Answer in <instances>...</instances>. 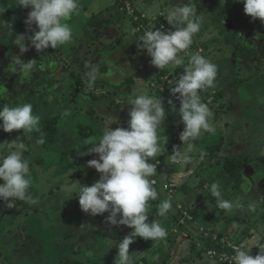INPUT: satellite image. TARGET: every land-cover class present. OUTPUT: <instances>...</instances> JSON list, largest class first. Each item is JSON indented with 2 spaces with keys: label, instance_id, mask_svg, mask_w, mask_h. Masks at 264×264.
<instances>
[{
  "label": "crops",
  "instance_id": "1",
  "mask_svg": "<svg viewBox=\"0 0 264 264\" xmlns=\"http://www.w3.org/2000/svg\"><path fill=\"white\" fill-rule=\"evenodd\" d=\"M93 2L94 6L87 11L86 17L90 23L88 25H86L87 23L85 24L87 26L86 31L89 33L85 34V39L82 42V49L86 45V50L81 51V47L79 48L80 50L76 49L77 52L75 50L73 63L71 64L70 62L66 66H58L60 69H57V72H61L55 75L52 80H49L52 82V86L56 89L59 96L69 98L67 105L70 111H74L75 116L73 118L78 116L76 114H79L82 116L80 119L89 118V122L79 123L78 129H80V132L77 133L76 130L72 129L71 133L68 134V138L66 137V140L64 138L57 139L58 143L61 141L64 143L67 142V148L61 150L49 149V152H52V156L50 155L51 162L48 163L53 167V172L52 175H49L48 187L45 188L48 191L43 196L39 197L37 195V198H34L36 196L35 194V196H32L35 203L22 201L19 202L20 205L18 207L16 206L14 208H8L5 202L0 201V224H2V226L0 225V264H52L51 259L49 260L47 256L44 244H47V240L50 243L57 236L54 234V230L51 232V229L48 236L42 235L47 229L45 228L47 226L46 223H50L51 227L54 224L61 223L60 228L63 229V221L68 222V218L71 215L68 207L75 205L74 203L77 202V198L70 200L73 193L77 189L79 190L80 184L91 185L101 175L94 168L88 167V161L98 159V154H86L90 145L85 144V140L88 137L102 135L106 129L127 127V120L129 119L128 113L131 109V105L128 104V99L139 94H147L161 99L167 113V118L161 125L162 129L158 130L162 150L155 158H150L149 160V163L154 164L157 169L156 174L149 179L154 181L153 187L158 192V199L149 201V222L156 219L167 230V236L159 241L145 240L137 237L129 249L130 253L137 252L133 254L134 256L138 254L139 257L143 255L147 257V255H150L155 250H160V252L156 254L154 263H150L148 257L146 261L142 257L143 259L138 263L136 262V264H141L142 261V264H204L205 257L215 262L214 264H223L217 256L211 257L208 255L207 250L210 244L207 242V237L204 236V240L201 241L202 243L195 244V240L198 238H195L192 230L186 227L190 223L187 222L189 220L184 216V211L190 212L195 223H197V220L202 221L204 223L201 222L204 231L211 228L217 232L216 236L229 237L241 246L251 247L252 255H257L259 253V246L264 244V232L261 230L262 228L258 231L256 227V221H259L260 217L254 221L251 219V215L248 216V212L259 213L258 204L264 205V194L257 195V189H254L251 194L254 197L249 199L245 198L246 192L242 186L244 185V179L240 176L241 173L236 170L241 166L232 167L231 169L228 168L229 164L232 165L240 162L243 164L247 159L244 151L242 152L243 155H240L238 152H235L236 150H232V148L237 149L238 142L242 143L245 139V135L242 136L241 133L243 134L245 133L244 130H248V116L241 118L244 115V105L242 109L236 106L235 101V104L233 103V105L230 104L226 107L227 109L231 107L229 110L232 115L226 114L227 109H224L225 103H222L224 96L222 90L212 92L211 94H208L210 89L202 91V102L207 99V96L218 95L213 103H208L212 113L210 123L214 126L215 133L202 132L201 136L204 140L198 138L194 143L197 142L201 146L206 141L205 145L207 148L195 152L193 150L194 146H192L189 151L188 145L185 144L183 146L182 141L179 139L184 127L183 123L179 119L175 123L176 125L171 122L173 116L175 114L179 115V113L178 111H176L177 113L173 112L171 106L167 103L169 99H172L179 109V100L171 95L169 88L172 84L170 82L167 83L166 79L174 71L178 74L183 73V66H169L163 71L153 66L151 64V57L147 54V51H141L137 47V38L141 36L140 31H134L131 36L121 33L120 39L116 37L119 34L116 28L119 25H116V23L121 19V17L116 18L114 15L117 9L116 4L109 1L107 2L110 4L104 3L106 0H93ZM0 3L8 10L5 12H19L14 9V0H0ZM152 4L149 1L144 2V0H139L138 3L135 2L136 7H138L137 11L141 15L149 9L154 10L156 4ZM16 8L23 10L20 6H16ZM242 9L233 7L236 16L239 15L240 11H244V7ZM77 20L78 18L76 17L74 24ZM91 33H95V35L99 33V36L103 37L106 43L117 47L115 52L104 59V51L98 52L97 54L99 55L97 56L89 53L88 46H91L94 41V34ZM76 40H78V36L76 38L74 36V42L72 44H75ZM125 41H127L129 47L124 44ZM111 47L108 46V50H111ZM49 50H52V48L46 49V53L43 52L42 55L44 53L43 56L48 55ZM191 50L192 48H189L186 53L180 52L178 54L179 56L184 54L185 63L188 62L186 56L191 53ZM78 53L79 56L76 58V54ZM10 60L11 57L7 59V61ZM245 60L249 59L247 58ZM26 61H28V55H26ZM0 68L2 69L3 67L0 66ZM169 68L172 69L170 70ZM92 74L96 76L94 81L90 78ZM175 79H178V75L175 76ZM153 85H156L155 89H152ZM29 93L23 103L31 102L36 95L35 93L28 100ZM14 99V93H11L9 98L0 96V100L3 101L1 102L3 106L8 100L12 101ZM220 101L222 104L219 103ZM216 106L222 107L220 110L222 115H219L215 111ZM223 109L225 110L224 113L228 116L226 120L222 119ZM236 116L237 118H235ZM214 117L216 118L213 119ZM222 124L225 128L224 130H220ZM86 125L88 126L85 129ZM222 134L224 135L221 136ZM240 135L242 139L239 140L238 137ZM13 137L15 138L12 140ZM5 141H17V144L24 143L27 145L28 149H38V158L29 162H39V168L44 171V174L48 171V169L47 171L44 170L46 166L45 157L42 156L45 149L48 150L46 144L45 147L44 144L38 143L35 139H32L28 143L30 140L27 141V139H24L22 133L18 130L7 133L0 129V143ZM246 141H243V143ZM75 143H77V146ZM174 147H180V151L187 153L190 156V160L182 164L174 163L171 160ZM33 152L35 153V151ZM201 154L204 155L203 159L200 158ZM60 156L63 160H68V164L65 167L58 166ZM157 160L159 161L156 164ZM33 163L30 169H32ZM260 176L262 177L263 175L261 174ZM39 178H41L40 174ZM42 179H44V175ZM261 180L257 179L255 183L251 184L259 186L258 182H260L261 186H264V180ZM214 182L220 185L223 199L233 202V208L230 211L217 207L216 198L210 192V186ZM41 183L39 179V184ZM256 183L258 185H255ZM163 185H168L169 188L167 189L174 188V193L170 194V196L167 195V191H165ZM33 188L37 189L35 186ZM262 190L263 188L260 189V193H262ZM237 191L241 194L243 201L248 202L250 200V204H245L243 201L238 204L237 196H239V193ZM37 192L39 194L38 189ZM236 193L238 194L236 195ZM253 198L256 200L254 203L255 211H250L249 205H252V201H255ZM165 199L172 202V209L165 217L156 216L157 206ZM65 202L69 204L66 215L64 213L53 215V221L52 219L48 221L43 219L44 206H63ZM178 208L181 210L179 211ZM238 211L240 212L238 218L230 216L231 212ZM194 212H198L197 218L193 215ZM107 215L108 213H104L103 215L94 217L87 213V217L81 214L74 216L70 220V223L67 224L71 225L72 223L76 225L72 227V234H58V236L66 239V244L62 246L63 248L60 251L56 250L54 253L55 258L59 252L61 253L58 257L62 255L57 264H115L118 255V243L132 229L127 226L115 227L108 224L106 221ZM261 217L264 218V211ZM220 218H224L228 223L227 229L230 226L231 229L228 231L227 229L226 231L218 229V219ZM40 219L46 222L44 227L45 231L40 229ZM16 222H18V228L13 231L11 230V226ZM30 222L39 223V230L29 229L27 224ZM234 224L236 227H233ZM243 225H245L244 228L242 227ZM211 237L213 239V236ZM213 240L215 244L212 243V245L215 246L217 242L216 239ZM251 241H257V243L252 245L250 244ZM156 242H158L157 245H155ZM193 253L197 256L192 258ZM160 255L164 257L160 258Z\"/></svg>",
  "mask_w": 264,
  "mask_h": 264
},
{
  "label": "clouds",
  "instance_id": "2",
  "mask_svg": "<svg viewBox=\"0 0 264 264\" xmlns=\"http://www.w3.org/2000/svg\"><path fill=\"white\" fill-rule=\"evenodd\" d=\"M224 3V0H222ZM244 4V12L253 18L264 21V0H239ZM17 5L30 9L25 23L32 31L30 36L17 34L13 43L19 48V55L12 58V72L23 73L26 77L37 72L40 63L36 59L25 62L21 56L30 48L44 52L48 48L57 49L74 42L73 28L68 23L79 14V0H17ZM7 9L0 3V15ZM171 27L167 30L157 28L148 30L137 38V47L146 50L151 57V64L163 71L169 66H183V73L178 79L170 81L172 96L179 100L178 109L184 127L179 139L189 151L202 132L215 133L210 123L212 115L208 103L202 102L201 92L215 88L217 65L210 62L199 52L191 54L188 62L178 54L187 52L193 43V37L200 31L202 17L196 15L192 0L177 4L165 17ZM35 25V28L32 26ZM30 41L26 44L25 41ZM95 72V70H93ZM94 81L96 76L91 75ZM171 110L176 112L172 99L168 100ZM131 109L128 113L127 127L106 129L98 137H88L85 144L90 145L86 154H98V159L88 161V167L100 173V178L91 185L79 187V205L83 212L91 216L108 213V224L127 226L132 231L118 243V255L115 264H136L137 252L130 253V245L137 237L145 240H163L167 230L156 219L149 222V201L158 199V192L149 178L156 174V166L149 163L161 152L158 130L167 118L166 109L161 99L147 94L129 97ZM41 117L34 114L31 103L0 108V129L11 133L23 130L25 133L40 131ZM38 143H44L41 137ZM183 148V147H182ZM180 147H174L171 160L182 164L190 160ZM24 143L17 141L0 143V201L8 208L14 201L35 203L30 187L33 184L29 160L24 156L28 151ZM201 159L204 155L201 154ZM210 192L216 198L217 207L231 210L233 202L223 199L220 185L212 183ZM173 205L170 200L159 203L156 216L165 217ZM255 211L254 205H249ZM233 227H236L234 224ZM257 241H251L255 245ZM232 264H264V244L259 246V253L252 255L251 247L233 246Z\"/></svg>",
  "mask_w": 264,
  "mask_h": 264
},
{
  "label": "rangeland",
  "instance_id": "3",
  "mask_svg": "<svg viewBox=\"0 0 264 264\" xmlns=\"http://www.w3.org/2000/svg\"><path fill=\"white\" fill-rule=\"evenodd\" d=\"M14 1H15V4L13 5L14 9L15 11H19V12L17 13L5 12L3 15H0V25L3 23L7 24L8 29H6L5 32L8 35V37H10L11 35L16 36L17 34H25L26 36H30L32 34V31L29 29V26L25 23V20L27 18L30 9H25V8H23V10L17 9L16 8V6H18L17 0ZM92 1L93 0H79L80 15L78 14L74 15L71 18V20L68 21V23H70V25L73 28V33L75 38L76 36H78V40H76L75 44L71 43L65 46L58 47L57 49L54 50L52 49L53 51L49 50L48 55L46 54L45 56H43L46 53L45 51L43 55H42L43 52L42 53L38 52L39 55H32V52L34 50L33 47L30 48L28 52L24 53L21 56V59L27 62L26 55H31L32 58L30 60L36 59L38 63H40V67L38 68L37 72L33 73L32 76L30 77H26L23 73L20 72L17 73L12 72L11 70L10 66L12 64L13 56L19 55V48L13 43L15 37L13 40L9 39L8 42H4L0 37V66L3 67L2 69L0 68V96L3 98H9L10 94L14 93L15 99L12 101L8 100L5 104L9 107H12L18 104H23L27 94L32 90H35L36 95L34 96L33 100L28 103H31L33 105L34 114H38L41 117L39 132L24 134V131L22 129L18 131L22 133L24 139H27V141L30 140L28 142L30 143L32 139L38 141L39 136L40 138L41 137L43 138L47 135L48 131L53 130V134H52L53 136L50 137L49 140L45 139L44 143H42L44 144V146L46 144L47 147L46 146L45 147L48 148V150L45 149L44 154L42 155L43 157H45L46 166L44 167V170L47 171L48 169V171L45 172L44 174V171L39 168V162H35V163L29 162V166H31L32 163L34 164L32 166V169H30L33 184L29 189V192L31 193L32 196H35L36 194L34 198H37V195L41 197L48 191L45 188L48 187L49 175H52L53 172V167L49 165V163L51 162L50 155L52 156V152L51 151L49 152V149L61 150L63 148H67L68 147L67 142L64 143L61 141L60 143H58L57 139L64 138L66 140V137L68 138V134L71 133L72 129L76 130L77 133L80 132V129H78L79 123L89 122V118L80 119L82 118V116H80L79 114H76L78 116L73 118L75 116L74 111H70V109L68 108L69 106L67 105L69 103V98H66L65 96H59L56 92V89L53 88L52 82L49 80H52L55 75L61 72V71L57 72V69H60L58 66L60 67L64 65L66 66L68 65V63L70 64V62L71 64L73 63V60L75 58L74 52L76 49H79L81 47V51L86 50L85 49L87 48L86 45L84 49H82L83 47L82 42L85 39L84 37L85 34L89 33L88 31H86L87 30L86 25H88L90 21L86 17H87V11L94 6V2L92 3ZM107 1L116 4L117 9L115 10L114 15L116 18L121 17V19L116 23V25H119L118 27H116L117 32H119V34L116 36L117 38L121 37L122 35L121 33H123L124 35L131 36L134 31H140L141 35H143L146 31L149 30L148 25L152 26L159 23L158 22V20L160 19L159 16H161L166 21L165 19L166 15L168 14L169 11L173 10L177 4L189 2V0H144V2L149 1V3H153L152 5L156 4V7L154 10L149 9L147 12L145 11V13L143 12V15H141L137 11L138 7H136L135 5V2L138 3L139 0H134L135 2L132 3L126 2V4L123 6H122V2H120L119 0H106V2L104 3L110 4ZM192 3L194 4L196 9V15L198 17H202V26L200 30L202 29L203 30L199 31L197 33L198 35L196 34L194 36L196 37L197 45L192 48V50L190 51L191 53L185 56L188 61L191 54L199 52L200 55L204 56L210 62L217 65L218 72L215 81L216 86L214 89H210L208 94L222 90L224 92V96L222 98L223 99L222 103H225L224 109L230 104L231 105H233V103L235 104V101H236V106H239L242 109L244 105L245 107L243 109L244 115L241 118H246L248 116L247 119L249 120V122L247 123L248 130H244L245 133L243 134L241 133V135L242 136L245 135V139L243 141L245 140L247 141L244 143L243 141L242 143L238 142L239 144L236 146L238 148L237 149L232 148V150H236L235 152L236 153L238 152V154L240 155H243L242 152L244 151V153H246L245 157H247V159L243 164H241L240 162L238 166L241 167H239V169L236 170L239 173H241L240 176L244 179L243 180L244 185L242 186L246 192L245 198L249 199L251 197H254L251 195L254 189H257L256 192L257 195H263L264 186H261L260 182H258L259 186H254L251 183H255L257 179L264 180V21H261L259 18L253 20L252 17H250L248 20L238 19L233 10V7H235V5L232 0H224V3L222 2V0H192ZM241 6H242L241 2H238V8L240 10H243ZM76 17L78 18V20L74 24ZM141 18L143 19L145 18V20L148 21V24H142L140 22ZM137 21H139L140 24V25L138 24L139 26L137 25L135 26V22ZM160 24H161L160 26L163 29L165 28V26L168 25L167 21L166 23L162 22ZM32 27L35 28V25H33ZM91 34H94L93 36L94 41L93 44H91V46H88L89 53L91 54L93 53L95 56H97L99 55L97 54L98 52L104 51V55H103V59H104V58H108L110 54L115 52L117 47L115 46L113 47L112 45H109L110 43L109 44L106 43L105 39L99 36V33H97V35H95V33H91ZM25 43L30 44V41L26 40ZM124 44L127 45V41H125ZM244 45L256 47L258 52L254 59L245 60L243 57H241L238 54L237 49ZM108 46L109 47L112 46L111 50H108ZM127 47H129V45H127ZM40 55L42 56L40 57ZM78 56L79 53L76 54V58ZM183 56L184 54L180 55V57L184 59ZM10 57L11 60L7 61V59ZM248 59H251V57ZM169 69L171 70L172 68ZM172 73L173 74L169 75L168 79H166L167 83L175 80V76L179 75L178 73H175V71ZM155 87L156 85H153L152 89H155ZM219 103L222 104L221 101ZM2 107L3 105L0 102V108ZM230 108L231 107H229L228 109L226 108L227 110L225 109L226 114L227 113L231 114L229 110ZM176 109L178 108L176 107ZM221 109L222 107L220 108L216 106L215 111L219 115H222L220 113ZM224 109L222 111L223 112L222 119L226 120L228 116L224 113L225 111ZM215 118L216 117H214L213 119ZM235 118H237V116ZM178 119L180 121L181 117L175 114L171 119V122L175 124ZM223 124L220 127V130L225 129ZM87 126L88 125L85 126V129ZM46 127L47 130L44 131L41 130V129H46ZM223 135L224 134H222L221 136ZM241 135L238 137L239 140L242 139ZM14 138L15 137H13L12 140ZM199 139L204 140L202 136H200ZM205 142H203L201 146L200 144H197V142L193 143L192 145L194 146L193 150L195 152H199L204 148L206 149L207 146L205 145ZM75 145L77 146V143H75ZM33 151H35V153ZM38 155H39L38 149H29L24 153V156L28 158L29 161L36 160L38 158L37 157ZM59 158L60 160L58 166L65 167V165L68 164V160L67 159L63 160L61 156ZM209 160L211 159L209 158ZM158 161L159 160L156 161V164ZM39 174L41 178H39ZM261 174L263 175L262 177L260 176ZM43 175H44V179H42ZM39 179L42 182L41 184H39ZM258 183H256L255 185H258ZM34 186L37 187V189L39 190V194L37 192V189L33 188ZM163 187L165 191H167L166 192L167 195L170 196V194L174 193V188L167 189L166 185H163ZM262 188H263L262 193H260V189ZM78 193L79 190L77 189L73 193V196L70 198V200H75V198H77L76 199L77 202L74 203L75 205L68 207L69 204L65 202L63 206L52 205V206H44L43 208V219L47 221L50 219H52L53 221L54 219L53 215L59 213H64L66 215L67 207L70 209V213H71L70 218H68L69 219L68 222L63 221V229L60 228L61 223L54 224L51 227L50 223L48 222L46 223L42 219L39 220L41 230L45 231L44 229L45 223L47 224V226L45 227L47 229L42 234L43 236H48L51 229V232H53L52 230H54V234H56L58 238V239L57 238L52 239L50 243H48L47 240V244H44V247L47 251V256L49 260L51 259L52 264L59 263L60 261L59 259H61L62 255L61 257L58 256H60L61 252L57 254L56 258L54 253L56 250L60 251L63 248L62 246H65L66 244L65 243L66 239L62 238L61 236H58V234L59 233H63L64 235H67L69 233L72 234V229H73L72 227L76 225H73L72 223L71 225H67V224L70 223V220L74 216L81 214L84 217H87V213L83 212L80 208L79 198L77 196ZM238 193H236V195ZM238 195L240 196V197L237 196L238 204H240L242 203L243 199L240 193ZM255 202L256 200L252 201L253 203L252 205H254ZM244 203L250 204V200ZM19 205H20L19 201L16 200L14 201V206L12 208L16 206L18 207ZM258 207H259V213L248 212V216L251 215V219H253L254 221H256L258 217H260L259 221H256L257 223L256 227L258 231L260 230V228H262L261 230L264 232V218L261 217L264 211V205L258 204ZM178 209L179 211L181 210L180 208ZM230 216L234 218H238L240 216V212L239 211L233 213L231 212ZM187 220H189L187 222H189L190 224L186 227L192 230V232L195 234V238H198L195 240V244H198L201 241H203L204 236L207 237L212 235L213 239H215L217 232H215L211 228L206 229L204 231L202 228L204 223L202 221L197 220V223H195L193 217L187 218ZM218 222L219 224L218 225L216 224L217 228L226 231L228 227V223L225 221V219L220 218L218 219ZM39 223L30 222L27 224V227L31 230L36 231L39 230ZM0 225L2 226V224ZM29 225L32 226L30 227ZM244 226L245 225H243L242 227L244 228ZM230 227L227 229V231L231 229ZM17 228H18V222L12 224L11 230L14 231ZM157 243L158 242H156L155 245H157ZM159 252L160 250H155L151 252L150 255H147V257L150 260V263H154V260L156 259V254ZM135 257L137 263L140 262L143 258H145L144 261H146L147 258L146 255L139 257L138 254H136ZM162 257L164 256L160 255V258ZM142 263L143 261L141 262V264ZM203 263L214 264L215 262L211 261L208 257H205V261Z\"/></svg>",
  "mask_w": 264,
  "mask_h": 264
},
{
  "label": "trees",
  "instance_id": "4",
  "mask_svg": "<svg viewBox=\"0 0 264 264\" xmlns=\"http://www.w3.org/2000/svg\"><path fill=\"white\" fill-rule=\"evenodd\" d=\"M120 2H122V6L123 5H125L126 4V2L127 3H132L134 0H119ZM233 1V3H234V5H235V7L234 8H238V2H239V0H232ZM241 5L244 7V4L241 2ZM241 6V8H243ZM138 14V13H137ZM160 17V19L158 20V22L159 23H157L156 25H152V26H150V25H148V29L149 30H155V29H157V28H162L160 25V23H162V22H164V23H166V21L161 17V16H159ZM158 17V18H159ZM238 19H246L247 20V18H250V16L249 15H247L244 11H240V13H239V15H237L236 16ZM140 22L142 23V24H148V21H146L145 20V18L143 19V18H141L140 19ZM139 24V21H137V22H135V25H137V26H139L138 25ZM171 26L170 25H167V26H165V28H164V30H167L168 28H170ZM6 29H8L7 28V24H5V23H3V24H1L0 25V37H1V39L4 41V42H8L9 41V39L10 40H13L14 39V37L15 36H13V35H11L10 37H8V35L6 34ZM197 45V41H196V37H193V43H192V45H191V47L190 48H193V47H195ZM245 46V45H244ZM242 46V47H240V48H238L237 49V51H238V54L241 56V57H243L244 59H247V58H250L251 57V59H249V60H252V59H254L255 58V56H256V54H257V49H256V47L255 46ZM32 55H39V53L36 51V49L34 48V50H33V52H32ZM34 57V56H33ZM32 58V56L31 55H28V59H31ZM35 93H36V91L35 90H32L30 93H29V97H28V100H30L34 95H35ZM218 97V95L216 94L215 96H207V99L204 101L205 103H213L214 102V100L216 99ZM0 102H3L2 100H0ZM2 105H3V103H2ZM41 130H47V127H46V129H41ZM53 130H51V131H48V133H47V135L45 136V137H43V139L45 140H49L50 139V137H52L53 135ZM39 139H40V136H39ZM238 164L239 163H234V164H229L228 165V168L229 169H231L232 167H237L238 166ZM19 202H22V201H20V200H18ZM194 216H195V218H197V216H198V212H194V214H193ZM204 236V235H203ZM212 235H210V236H207V242H209V244L210 245H212V243L213 244H215V241L212 239V237H211ZM203 240H204V237H203ZM197 253V252H196ZM194 256H197L195 253H193V255H192V258L194 257Z\"/></svg>",
  "mask_w": 264,
  "mask_h": 264
},
{
  "label": "built area",
  "instance_id": "5",
  "mask_svg": "<svg viewBox=\"0 0 264 264\" xmlns=\"http://www.w3.org/2000/svg\"><path fill=\"white\" fill-rule=\"evenodd\" d=\"M166 188H169L166 185ZM189 211L184 212V216L187 218H192L193 216L189 214ZM216 245H209L208 246V255L211 257L217 256L223 264H232L231 257L235 254L233 246H241L238 242L234 241L229 237H218L215 236Z\"/></svg>",
  "mask_w": 264,
  "mask_h": 264
}]
</instances>
